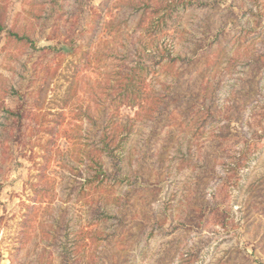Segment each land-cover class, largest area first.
Returning <instances> with one entry per match:
<instances>
[{
    "label": "rangeland",
    "instance_id": "1",
    "mask_svg": "<svg viewBox=\"0 0 264 264\" xmlns=\"http://www.w3.org/2000/svg\"><path fill=\"white\" fill-rule=\"evenodd\" d=\"M0 264H264V0H0Z\"/></svg>",
    "mask_w": 264,
    "mask_h": 264
},
{
    "label": "trees",
    "instance_id": "2",
    "mask_svg": "<svg viewBox=\"0 0 264 264\" xmlns=\"http://www.w3.org/2000/svg\"><path fill=\"white\" fill-rule=\"evenodd\" d=\"M181 4H184V3H181ZM199 5H201L200 3H198ZM177 6L178 5H174V9L175 8H177ZM143 9V13H150V14H152V15H155L156 13H158V12H160V10L162 9V8H157V7H150L151 9H150V12H148L147 11V9L146 10H144L145 9V7H142ZM165 9V8H164ZM166 10V9H165ZM169 13L170 12H167V15H169ZM9 32V31H8ZM9 35L11 34V33H8ZM20 39H25V40H27V42L28 43H30L31 45H32V40L31 39H29L28 37H20ZM32 48H35L36 49V47L34 46V45H32ZM60 52H62V50L60 49L59 50ZM178 58V57H177ZM168 59V61L169 62H173V61H175L176 60V57H174V56H172L171 54H169L168 52H167V54H166V56L164 55V54H162V55H160V54H158V55H155V57L153 58V63H152V66L153 65H159L161 62H163L164 60L166 61ZM147 67V65L145 64V63H141V64H139V68L141 69V70H144L145 68ZM77 76V73L76 72H73L72 73V75L69 77V78H71V77H74V79H75V77ZM125 76H126V90L124 91V93H125V95H128V94H130V92L131 93H135L138 89H136V90H134L132 87L134 86V84H135V80H136V78L137 79H139V82L142 80V78H143V76H141V74L139 73V74H132V75H130L129 73L128 74H125ZM72 82V84H71V86L73 85V83H74V80H70V83ZM143 83H141V85H142ZM168 88H170V86L168 85L167 86ZM63 100V104H64V107L66 108H68L69 106H68V104H69V100H70V97H67V98H65V99H62ZM162 101V100H161ZM165 104V103H164ZM165 108H166V110H167V107L165 106ZM9 114H12L11 112H9ZM105 126L104 127H99L100 129H101V132H100V134L98 135V137L96 136V137H93V141H94V143L96 144V145H100V146H102L101 147V149L102 150H104V152L106 153V157L107 158H110V159H112L113 160V158H114V160L115 161H117L119 158L117 157V160H116V157H115V154L113 153L114 152V147H112L113 145V142H112V137L111 138H109V136L107 135V126H106V124H104ZM105 129V130H104ZM113 160V161H114ZM91 161L95 164V167L94 168H96V169H98V170H96V172H95V178H94V176H93V181L94 180H99L98 178H97V176H98V173L97 172H102L101 174H106V172L103 170V166L101 165V163L100 162H98V161H94V160H92L91 159ZM118 162V161H117ZM243 162H244V159H243ZM238 166H239V164H238ZM92 179H88L89 181L88 182H91V180ZM115 179H118V177H114V179L113 180H115ZM135 179H137V177L135 178ZM139 180V179H138ZM137 180V181H138ZM150 186H151V184H149ZM215 208L217 209V207L215 206ZM211 210L212 211H215V209H213L212 207H211ZM107 237H109V236H107ZM66 252V251H65ZM69 254V253H68ZM70 258V257H69Z\"/></svg>",
    "mask_w": 264,
    "mask_h": 264
}]
</instances>
